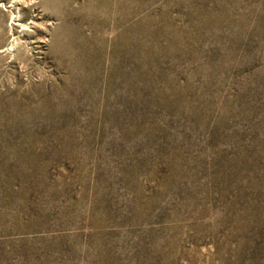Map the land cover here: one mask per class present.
<instances>
[{
  "label": "rangeland",
  "instance_id": "374dc122",
  "mask_svg": "<svg viewBox=\"0 0 264 264\" xmlns=\"http://www.w3.org/2000/svg\"><path fill=\"white\" fill-rule=\"evenodd\" d=\"M0 264H264V0H0Z\"/></svg>",
  "mask_w": 264,
  "mask_h": 264
}]
</instances>
